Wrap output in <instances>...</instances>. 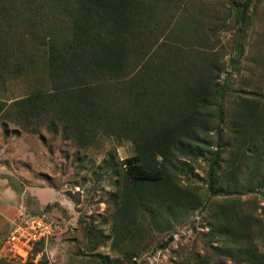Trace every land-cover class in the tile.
Wrapping results in <instances>:
<instances>
[{"label":"trees","instance_id":"16d2710c","mask_svg":"<svg viewBox=\"0 0 264 264\" xmlns=\"http://www.w3.org/2000/svg\"><path fill=\"white\" fill-rule=\"evenodd\" d=\"M252 1H232L220 14L217 7L195 0H0V84L25 68V37L46 47L50 84L9 105L0 101V118L7 113L9 121L34 134L48 124L79 148L103 134L132 140L137 154L126 159L124 188L115 196L121 200L115 211L118 228L136 214L154 218L191 212L201 202L149 159L203 154L189 140L199 127L208 132L213 110L216 144L222 149L213 152L208 177L209 189L218 191L220 155L228 147L221 128L228 91L219 81L222 68L208 39L215 34L211 25L233 19L244 26ZM261 97L240 99L229 112L240 134L263 141L255 150L254 167L264 155ZM250 142L255 141L245 143ZM221 216L229 228L225 213ZM244 232L241 228L243 236L232 238L239 247H223L224 255L234 264H264V256L242 246ZM228 233L222 228L213 235L227 241ZM42 249L40 243L33 255ZM42 258L40 264H48Z\"/></svg>","mask_w":264,"mask_h":264},{"label":"rangeland","instance_id":"374dc122","mask_svg":"<svg viewBox=\"0 0 264 264\" xmlns=\"http://www.w3.org/2000/svg\"><path fill=\"white\" fill-rule=\"evenodd\" d=\"M195 1L217 7L222 14L232 1L247 0ZM211 28L215 34L208 43L222 68L219 81L228 91L221 126L228 147L220 155L218 191L209 189L208 177L215 164L213 152L222 149L216 144L213 110L208 132L199 127L189 140L203 154L175 153L166 160L155 154L149 159L188 188L200 206L176 216L136 214L121 228L115 218L121 200L115 196L124 188L126 159L137 154L134 142L103 134L87 148H79L60 129L53 132L45 124L38 134L28 133L6 113L0 118V264H40L43 254L48 264H194L204 258L208 264H234L223 247H239L232 238L243 236L241 228L247 236L242 246L264 256V155L257 158L256 167L253 163L263 141L240 134L229 116L233 103L260 100L264 94V0L250 3L244 26L228 19ZM23 50L28 57L25 68L8 74L0 84V101L6 105L50 86L46 47L25 37ZM233 211L243 217L234 218ZM35 215H44L58 229L41 252L22 259L7 247L11 224ZM222 228L229 230L227 241L213 235Z\"/></svg>","mask_w":264,"mask_h":264},{"label":"built area","instance_id":"2783aa9c","mask_svg":"<svg viewBox=\"0 0 264 264\" xmlns=\"http://www.w3.org/2000/svg\"><path fill=\"white\" fill-rule=\"evenodd\" d=\"M57 229L58 225L44 215L14 221L7 238L9 252L26 259L37 244L41 243L46 247L48 240Z\"/></svg>","mask_w":264,"mask_h":264}]
</instances>
